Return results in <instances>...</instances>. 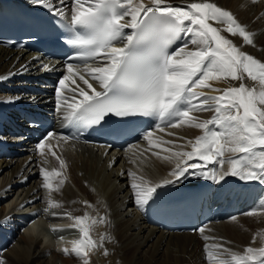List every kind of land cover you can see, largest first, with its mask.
<instances>
[{"label":"snow or ice","instance_id":"snow-or-ice-1","mask_svg":"<svg viewBox=\"0 0 264 264\" xmlns=\"http://www.w3.org/2000/svg\"><path fill=\"white\" fill-rule=\"evenodd\" d=\"M30 3L64 22L69 34L64 42L75 50V55L68 57L71 62L64 63V72L55 88L56 112L65 121L90 128L104 124L112 116H141L154 117L160 122L156 125L160 131L182 127L202 130V135L194 139L177 137L185 140V144L179 145L175 140L154 139L152 131L143 133L149 150L169 145L163 148L165 155L158 151L151 154L167 162L171 170L170 178L162 180H152L132 170L127 172L135 203L141 210L157 199L159 189L179 183L189 175L216 183L228 176L264 183V62L241 51L222 34L239 36L245 44L254 46L255 33L247 31L232 12L209 0L186 7L174 5L171 0H71L70 4L66 0H30ZM180 41L183 44L173 48ZM41 69L52 72L56 66L43 63ZM8 78L0 76V80ZM229 78L240 81L239 86L219 88L211 83ZM245 78L257 82L258 87L246 85ZM204 111L212 112L213 116L200 120L193 115ZM56 135L47 132L36 145L45 164L49 155L59 163L58 168L51 170L40 168L41 187L49 193L45 212L63 207L51 194L61 192L69 167L67 160L53 150L51 138ZM69 139L59 136L57 142L67 143ZM187 147L190 150H185ZM137 148L135 144L129 145V149ZM138 161L144 163L140 156L129 162ZM115 163L113 158L108 167ZM56 178L59 179L54 184ZM80 203L95 210V205L87 200ZM260 208L264 209V200ZM50 215L58 213L52 211ZM64 215L74 221L69 227L79 230L80 239L71 241L70 248L60 247L61 252L80 258L83 264H90V252L94 250L110 255L104 246L110 238L102 235L97 241L90 235L94 225L109 223L107 216L98 213L93 216L87 211L83 215L73 216L71 212ZM51 227L54 232L63 230ZM198 231L203 234L205 229ZM203 239L210 264H264V245H249L238 251L223 238L204 235ZM209 240L213 242L207 243ZM0 264L5 261L0 259Z\"/></svg>","mask_w":264,"mask_h":264},{"label":"bare ground","instance_id":"bare-ground-1","mask_svg":"<svg viewBox=\"0 0 264 264\" xmlns=\"http://www.w3.org/2000/svg\"><path fill=\"white\" fill-rule=\"evenodd\" d=\"M193 2H202V0H171L174 5L184 7ZM209 2L232 12L236 19L246 26L247 31L255 33L254 46L245 44L239 36L222 34L233 40L241 51L264 62V3L259 0L256 3L252 0H209ZM214 26L225 27L220 24ZM37 70V63L33 61L32 56L0 48V76L9 77L7 80H0V88L4 85L16 84L13 81L15 75L35 78L39 75ZM61 71L62 75L64 70ZM12 73L14 75H10ZM80 83L82 85V82ZM211 83L216 87L224 88L239 86L240 81L233 83L227 79ZM244 83L248 86L256 84L258 87L257 82L247 81L246 78ZM211 94L219 95V93ZM7 101L29 106L50 105L52 111L56 113L55 116H59L55 107V89L45 98L20 94L6 95L0 91V108L4 104H9ZM193 115L198 116L200 120H207L213 116V113L204 111ZM152 132L154 139L175 140L178 145L185 144V140L177 137L194 139L195 136L202 135V130L187 127L165 128L164 131L157 129ZM169 132L175 135L169 136ZM57 141H51L53 150L67 160L69 167L65 173L67 179L61 192L51 194L63 207L50 209L49 212L44 211L48 207L46 198L49 193L41 187L40 168L46 167L51 170L55 162L58 168V161L49 155L48 163L45 164L38 151L28 148L26 143L19 139L7 141L10 146L22 150L24 155L6 162L0 161V259L4 260L5 264H83L80 258L65 255L59 250L64 246L70 248L71 241L80 239L79 230L69 227L74 221L64 215L66 212H71L75 216L83 215L87 211L93 216L98 213L99 216L108 218L109 223L94 225L90 235L97 241L102 235H107L110 240H106L104 246L110 255L104 256L102 250H94L90 252V264H210L204 253L206 243L203 239L204 235L230 241L231 244L228 246L238 251H243L249 245L252 247L264 245V209L260 208L261 201L264 200V183L244 181L233 176L225 177L223 181L216 183L189 175L179 183L172 184H212L227 197L230 193L236 194V191L229 187L230 180H238L245 186L249 195L252 194L254 200L252 207L245 214L249 212L253 214H242L237 216L236 220L230 219L215 225H207L203 234L199 232L191 235H168L142 224L139 217L140 210L135 203L131 188L132 181L127 172L132 170L137 175H145L152 180L170 178L168 173L171 166L151 154L152 151H158L163 156L166 154L163 148L169 145L161 144L160 148L149 150L148 142L144 139L137 145L136 150L102 153L101 149L93 151L88 147ZM185 150H190V147ZM136 156H140V160L144 163L129 162L130 159H136ZM113 158L116 163L109 168L108 164ZM58 179L53 181L54 184ZM243 194L245 193L239 192L237 200H240ZM83 200L95 205V210L80 203ZM52 211L57 212L58 215H50ZM53 225L63 230L54 232L51 227ZM61 236L64 240H60ZM253 236H256L255 243ZM212 242V240L207 241L209 244Z\"/></svg>","mask_w":264,"mask_h":264},{"label":"rangeland","instance_id":"rangeland-1","mask_svg":"<svg viewBox=\"0 0 264 264\" xmlns=\"http://www.w3.org/2000/svg\"><path fill=\"white\" fill-rule=\"evenodd\" d=\"M247 79V78H246ZM228 81H230V82H233V83H238V81H232L230 78L228 79ZM247 81H251L250 79H247ZM239 84V83H238ZM56 163V162H55ZM55 163H53V165H54V167L56 168L57 167V163L55 164Z\"/></svg>","mask_w":264,"mask_h":264}]
</instances>
